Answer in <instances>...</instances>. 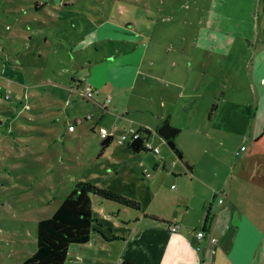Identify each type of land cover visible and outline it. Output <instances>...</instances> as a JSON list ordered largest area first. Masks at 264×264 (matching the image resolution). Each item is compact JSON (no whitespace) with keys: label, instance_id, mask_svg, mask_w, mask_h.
Instances as JSON below:
<instances>
[{"label":"crops","instance_id":"crops-1","mask_svg":"<svg viewBox=\"0 0 264 264\" xmlns=\"http://www.w3.org/2000/svg\"><path fill=\"white\" fill-rule=\"evenodd\" d=\"M40 1L33 0L35 10L43 6ZM219 1L226 5L223 13L221 8L212 13L210 27L237 37L251 35L259 46L253 52L250 75L247 76L248 89L243 91L231 86L226 91L214 92L213 96L221 94V99L214 110H210L216 102L214 99H211V107L209 103L202 106L204 116L199 117V122L193 119L194 113L200 111L198 100L190 110L183 102L184 98H191L190 95L196 96L195 90L188 88L187 76H152L164 90H160L159 85L147 84V76H139L145 72L141 53L144 47L137 36L128 35L135 34L134 31L127 33L105 21L84 31L72 43L79 47L78 50L86 52L96 39L92 35L93 29H106L101 33L100 41L110 43L111 54L93 61L87 56L72 57L73 64L89 66V73L70 76L63 84L75 90H84V86L97 90L93 96L94 110L89 115L98 112L99 106L103 107L100 117H108L110 121L109 127H101L111 133L99 155L111 150L108 160L112 166L120 168V163L126 162L136 178L149 179L144 181L143 187L148 195L130 194L110 184H99V187L138 200L140 208L97 201L99 209L94 214V228L89 240L70 249L64 264H264V0H245L248 3L244 0ZM231 8H241V12L246 8L248 17L242 16L241 12H229ZM218 19L222 23H217ZM231 22L234 24L229 25ZM12 38L26 39L17 34ZM115 42L120 43L118 47H113ZM125 43L129 47L122 50L120 46ZM29 47L26 45L27 49ZM16 65L21 72L16 66L8 71L15 76L11 86L21 90L19 82L26 74L24 64ZM170 85L177 90L168 88ZM128 90L134 91L132 95L136 99L144 100L143 106L136 104L137 101L134 104L127 101L123 95L126 96ZM146 90L150 93L144 92ZM140 91L144 93L140 94ZM66 103L67 106L70 103L78 106L82 112L89 110L88 105L84 106L81 98L77 99L72 92ZM175 103L179 105L176 111L179 118L184 117L186 123L192 119L197 122L189 130L171 122ZM167 111L169 116L165 117ZM216 118L218 120L213 121ZM166 119L173 132L168 138L159 132ZM76 123L95 130L94 123L82 119L81 115ZM129 126L148 129L147 141L152 147H158V152L152 148L133 151L127 146L129 138L119 142L121 134L129 136ZM168 140L175 142L183 152L182 157L170 148ZM113 145H120L116 153ZM119 171L117 169L114 174L119 175ZM119 183L129 185L130 181L122 177ZM150 215L158 216L168 224L155 222ZM198 229L204 231L202 238L196 234Z\"/></svg>","mask_w":264,"mask_h":264},{"label":"rangeland","instance_id":"rangeland-1","mask_svg":"<svg viewBox=\"0 0 264 264\" xmlns=\"http://www.w3.org/2000/svg\"><path fill=\"white\" fill-rule=\"evenodd\" d=\"M40 3L43 6L35 10L33 0H0V264H19L33 250L36 222L53 214L75 180L110 184L130 194L148 195L143 187L149 178H136L126 162L120 163V168L112 166L108 160L111 150L99 155L103 139L99 130L102 125L109 127L110 121L108 117H100L103 107L89 115L94 110V98L87 96L85 90L63 84L70 76L89 73V66L73 64L72 57L95 60L113 51L110 43L100 41L105 28L93 29L96 39L92 43L96 46L91 43L86 52L78 50L72 43L84 31L105 21L127 33L134 31L135 34L128 35L137 36L144 47L141 53L145 72L139 76H147V84L152 86L160 84L152 76H187L188 88L195 90L196 96L190 95L183 102L190 110L198 100L200 111L193 117L197 122L204 116L201 111L204 104L211 107V99L216 100L215 106L220 101L221 94L213 96L214 92L226 91L231 86L248 89L253 52L259 46L251 35L237 37L210 27L212 13L220 8L223 13L225 2L219 0H41ZM232 9L229 12H241V8ZM242 9L241 15L247 18L248 10ZM15 34L25 37V41L12 38ZM118 44L115 42L113 47ZM26 45L30 47L27 49ZM120 47L125 49L129 44ZM16 63L24 64L26 74L19 82L21 90L11 86L15 76L8 71L16 66L21 72ZM162 86L158 88L164 90ZM71 92L81 98L84 106L88 105V111L82 112L71 103L67 106ZM132 92L128 90L123 96L130 104L137 101L143 106L144 100L136 99ZM144 92L149 94L150 90ZM6 93L11 95L9 100L4 98ZM173 105L172 123L187 130L197 123L179 118L176 113L179 105ZM79 115L93 122L95 130L77 124ZM69 124L76 129L71 131ZM113 146L116 153L120 145ZM117 169L119 175L114 174ZM122 177L130 184H120ZM102 200L92 195L94 214L99 209L97 201ZM104 200L102 203L108 205L118 203ZM125 210L129 211L126 207Z\"/></svg>","mask_w":264,"mask_h":264},{"label":"trees","instance_id":"trees-1","mask_svg":"<svg viewBox=\"0 0 264 264\" xmlns=\"http://www.w3.org/2000/svg\"><path fill=\"white\" fill-rule=\"evenodd\" d=\"M215 107L214 104L212 109ZM72 126L74 128V125ZM139 131L142 136L127 143V146L136 152L148 150L144 147V141L148 138L150 131L142 127H139ZM103 140L106 142L101 149L108 144L109 138H103ZM168 145L179 157H182L183 152L173 140H168ZM92 195L133 209L140 208V202L136 199L99 187L90 180H75L74 186L63 195L53 214L36 222L34 248L26 253L27 255L19 264H64L68 259L70 249L88 241L93 231L95 219ZM149 217L155 222L168 224L166 220L158 216L150 215Z\"/></svg>","mask_w":264,"mask_h":264},{"label":"built area","instance_id":"built-area-1","mask_svg":"<svg viewBox=\"0 0 264 264\" xmlns=\"http://www.w3.org/2000/svg\"><path fill=\"white\" fill-rule=\"evenodd\" d=\"M85 92H86V95L89 96V97H93L95 95V93L97 92V90L93 87H89L87 86L86 88H84ZM6 99H9L10 96L8 94H5L4 95ZM109 99L107 98L106 99V102H108ZM142 128L146 129L145 127L142 126ZM69 129L72 130L73 129V126L72 125H69ZM148 130V129H146ZM128 132H129V136L127 134H121L120 138H119V142H123L125 139L129 138L128 141L130 140H134L136 138H139L142 136L141 132L139 131V128H134L132 126H129L128 128ZM99 134L102 138H109L111 136V133L104 127H101L100 130H99ZM144 147L145 148H152V150L154 152H158V147H152V145L147 141V139L144 141ZM172 229H175L174 226H172ZM196 234L199 238H202L203 235H204V231L203 229H198L196 231ZM212 241H215V238L212 237L211 238Z\"/></svg>","mask_w":264,"mask_h":264},{"label":"water","instance_id":"water-1","mask_svg":"<svg viewBox=\"0 0 264 264\" xmlns=\"http://www.w3.org/2000/svg\"><path fill=\"white\" fill-rule=\"evenodd\" d=\"M168 120H164L162 127L159 129V132L165 137L168 138L169 135L173 136L172 130H169L171 127L169 126ZM171 131V132H170ZM106 142V140H102L101 144L103 145Z\"/></svg>","mask_w":264,"mask_h":264}]
</instances>
